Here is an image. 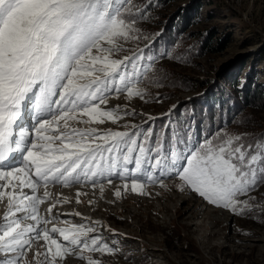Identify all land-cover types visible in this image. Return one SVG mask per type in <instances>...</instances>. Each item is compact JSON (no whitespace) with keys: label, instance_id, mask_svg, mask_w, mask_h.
<instances>
[{"label":"snow or ice","instance_id":"1","mask_svg":"<svg viewBox=\"0 0 264 264\" xmlns=\"http://www.w3.org/2000/svg\"><path fill=\"white\" fill-rule=\"evenodd\" d=\"M134 10L143 16L144 10L131 0H0V180L17 182L0 184V197L6 195L9 203L0 223V253L6 257L0 264H27L26 252L33 240L41 238L46 243L43 253H35L44 258L38 264H56L57 258L81 246L109 254L115 251L99 236H84L94 232V227L73 226L75 231L41 227L42 220L35 215L39 198L22 191L29 188L34 193L40 181L64 185L88 181L105 173L110 176L119 165L125 190L130 180L131 190L143 194L141 181L146 178L164 186L167 174L177 176L182 187L213 206L240 215L255 210L249 193L264 183V136L249 143L246 134L216 132L193 143L191 135L173 133L165 146L162 136L152 142L151 129L131 134L69 129L67 121L75 118L77 110L97 123H103V117L118 119L119 106L111 111L100 108L112 92L126 88L129 97L145 94L126 83L140 76L138 61L144 59L143 50L123 59L111 58L122 51L120 39L127 41L139 31L135 19L129 18ZM33 109L36 124L23 126V114ZM132 114L125 109L124 115ZM61 120L65 121L63 129L58 126ZM49 131L58 134L46 135ZM137 137L143 138L140 143ZM15 153L22 154V166L5 170ZM129 164L134 168L128 169ZM33 168L34 178L30 175ZM115 195L119 197L120 190ZM48 196L46 191L44 197ZM24 201L32 205L30 219L35 226L9 219L13 207L17 213L24 210ZM47 211L52 213V207ZM56 233L63 242L54 238ZM80 258H84L82 251ZM87 264L101 262L90 259Z\"/></svg>","mask_w":264,"mask_h":264},{"label":"rangeland","instance_id":"2","mask_svg":"<svg viewBox=\"0 0 264 264\" xmlns=\"http://www.w3.org/2000/svg\"><path fill=\"white\" fill-rule=\"evenodd\" d=\"M153 1L155 10L151 13L144 10L143 16L140 15L141 21L135 20V27L139 31L127 41L120 39L118 43L122 45V51L111 57L123 59L143 50L144 59L138 61L140 76L126 83L145 94L142 97H129L126 88L112 92L107 96V103L100 105V108L111 111L119 106L115 113L118 119L113 121L103 117V123H97L93 117L77 110L73 114L75 118L67 121L69 129L95 128L101 134L108 129L129 131L130 134L151 129L154 133L153 143L158 136H162L167 146L173 133L182 137L189 134L195 143L207 137L208 118L198 117L192 110V104H201L210 109L222 107L226 97L222 90L218 91L219 94L216 91L220 87H230L232 93H240L246 81L251 86L257 85L264 96V0ZM183 12L190 15L184 27V33L189 37L181 45L193 44L195 47L198 41L203 43L208 36L202 52L189 61L184 56H177L174 48L172 50L167 45L155 48L153 45L154 39L161 38L171 22V27H174L178 15ZM158 70L162 74L173 70L180 80L189 81L188 86L184 87V82L173 79L163 82L157 79L155 84L147 82L145 77ZM187 104H191L189 110ZM125 109L135 114L124 115ZM247 109L251 116L249 122L230 124L225 118L220 129L212 126L213 132L229 130L241 134L264 131V107L247 106ZM148 117L154 119L149 120ZM64 124L65 121H59V128L63 129ZM45 134L58 133L49 131ZM142 139L137 137L138 143ZM127 167L132 169L134 164ZM119 169L118 165L110 176L105 173L101 179L93 177L95 183L92 187L83 189L86 192L79 197L72 196L69 200L76 201L71 209H76L79 216L65 217L63 226L58 227L71 229L70 224L94 227V232L84 233V236H99L115 251L109 254L82 249L81 246L75 252L57 258L56 264H87L90 259L99 260L101 264H264V183L249 193L254 197L252 203L255 210L240 215L211 205L194 191L182 187L177 176L166 174L164 186L145 178L141 181L143 194L131 190V181H127L129 187L125 190V180H115L116 177H113L118 171L121 172ZM109 178L111 183L108 182ZM80 181L82 183L83 179ZM73 187L77 186L73 184ZM38 189L43 191L40 187ZM91 190L94 191L91 193ZM117 190L121 192L119 197L115 195ZM3 198L6 204L2 205L0 223H4L5 207L9 206L6 195L0 197V204L4 202ZM39 201V206L51 202L47 199ZM65 205L68 207V204ZM82 212L102 217V223L92 224ZM18 213L12 212L9 219L18 218L20 223L22 218L23 221L27 220ZM44 221L50 225L55 220L47 218ZM103 224L106 228H103ZM21 225L26 226L24 222ZM56 237L60 239L61 236L58 238L57 233ZM42 240H33L34 244L24 257L27 264H38L44 259L43 256H35L37 251L43 253L45 250V241ZM81 251L83 259L80 258ZM128 255L131 258L129 261L126 260ZM4 259L5 254L0 253V261Z\"/></svg>","mask_w":264,"mask_h":264},{"label":"trees","instance_id":"3","mask_svg":"<svg viewBox=\"0 0 264 264\" xmlns=\"http://www.w3.org/2000/svg\"><path fill=\"white\" fill-rule=\"evenodd\" d=\"M158 3L162 2L165 3L170 0H157ZM132 4L135 5V7H138L140 9L150 11L155 10V5L153 0H134L132 1ZM151 15V14H150ZM189 14L186 12H183L182 14L178 15V19L176 22H174V27H171V22L168 25V29L166 32L162 33V37L158 39H154V46L155 48H159L162 45H167L169 47L174 48V52L177 56H184V59L186 61H189L192 59V57L199 55L202 51L203 45L208 40V36L206 37V40L202 43L201 41H198V44L194 47L191 44L190 46H184L181 45L182 42L186 41L188 39V34L184 33V27L188 24ZM130 19L139 20L140 15L133 11V14L129 17ZM141 23V22H140ZM204 35H207V33H203ZM156 36L152 37L155 38ZM171 73L167 72L165 74H162L160 70H158L156 73L148 74L145 79L147 78V82L155 84L157 79H160L161 82H163L166 79H173L174 81L184 82V87L188 86V82L184 79L180 80L178 77V74H176L173 70H170ZM221 85V84H220ZM219 88V86H218ZM187 89V88H186ZM223 91L224 95L226 97L225 102L223 103L222 107H217L216 109H210L207 106H202L201 104H187L186 107L189 110L190 105L193 107L192 110H194L198 117L208 118L207 120V128L206 133L208 134L207 137L212 136L214 134L212 126H216V129H220L223 125L222 122L227 118L226 121L231 123H238V124H245L246 122L250 121L249 111L247 109V106H257L259 108L264 107V96L262 94V90L257 87V85L251 86L249 81H246L243 85V91H240V93H232V90L230 87H220L216 92L219 94L218 91ZM216 94V95H217ZM221 94V93H220ZM238 94V95H237ZM203 109L204 112H203ZM215 115V116H214ZM206 116V117H205ZM215 129V131H216ZM230 129V128H229ZM224 133L235 135L234 132L229 130L222 131ZM241 134H246L247 141L249 143H254L259 137L264 136V131H258V132H245ZM127 259H130V255L127 256Z\"/></svg>","mask_w":264,"mask_h":264},{"label":"bare ground","instance_id":"4","mask_svg":"<svg viewBox=\"0 0 264 264\" xmlns=\"http://www.w3.org/2000/svg\"><path fill=\"white\" fill-rule=\"evenodd\" d=\"M51 135V134H50ZM23 175V174H21ZM33 175V174H31ZM97 179H101L100 176H96ZM93 179V178H92ZM92 179L88 180V181H85L83 180L82 183L81 181L80 182H73V183H70L68 185H64L62 184L61 182V187H54V186H50L48 187V190L47 191L49 193V196L46 198V199H49L52 201V205L53 204H63L61 206V208H59L58 210H56L53 206L49 205L47 208H45L43 210V216L41 218L42 220V224H41V227L43 228H47V229H51L52 227H60L61 225L63 226V223L62 222H65V217L67 216H77L75 215L76 213V209L75 210H72L71 209V205H74V201H76V199L74 200H69L72 198V196H76L77 195V192L79 193H85L86 190H83V189H87L88 187H92L93 186V183H92ZM0 182H5L6 184H9V183H12V184H15L17 183L15 180H0ZM73 184H75V186L77 187H73ZM102 188V187H101ZM92 189V188H91ZM96 189V188H95ZM83 190V191H82ZM97 190V189H96ZM25 194L31 192L32 190L29 189V188H24L22 190ZM88 191V190H87ZM94 190H91V193L93 192ZM46 192V191H45ZM43 193V192H42ZM39 195H42L40 194V192L38 193ZM67 195V196H66ZM68 198V199H67ZM8 201V200H7ZM2 202V200H1ZM50 203V202H49ZM77 203V202H76ZM4 204L1 203L0 204V215H3V212H2V205ZM65 204H68V207L65 205ZM24 205H25V208L24 210L22 211L23 213H18V216L20 217H28L30 218V215H32L31 213V203H29L28 201H24ZM94 205V204H93ZM92 205V206H93ZM4 207V206H3ZM49 207H52V213H48V208ZM74 208V207H73ZM81 211V210H80ZM37 213H39V215L41 214V210L40 209H37ZM86 216V218L89 220V222H91L92 224H94L95 221H100L102 223V217H95L91 214H87L86 212H82V215ZM93 214V213H92ZM98 215V214H97ZM79 216V215H78ZM82 217V216H81ZM27 218V219H28ZM47 218H53L55 221L50 224V225H47V223L44 221L45 219ZM76 218V217H75ZM68 219V218H67ZM83 221V220H82ZM25 225H29V224H32L33 226H35V222L31 220V223H26L24 222ZM66 223H69L68 221H66ZM68 227V224L66 225V228ZM69 227H73L71 224L69 225ZM103 228H106L103 224ZM73 229V228H71ZM106 231V230H105ZM57 233L54 235V238H57ZM59 233H58V238H59ZM150 239V238H149ZM148 239V240H149ZM58 240H63L61 237L60 239ZM43 241V240H42ZM46 242H44L43 245H45ZM151 243V242H150ZM34 244V242L32 241V244L31 246ZM33 249V248H32ZM40 249V248H39Z\"/></svg>","mask_w":264,"mask_h":264}]
</instances>
